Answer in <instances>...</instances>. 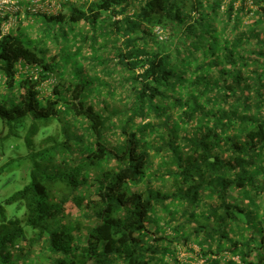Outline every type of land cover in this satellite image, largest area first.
<instances>
[{"label":"trees","instance_id":"trees-1","mask_svg":"<svg viewBox=\"0 0 264 264\" xmlns=\"http://www.w3.org/2000/svg\"><path fill=\"white\" fill-rule=\"evenodd\" d=\"M223 1L76 0L33 14L35 35L0 19V174L14 164L27 180L0 201V264H186L174 253L191 242L214 255L203 264L223 251L264 264V0ZM98 33L124 73L121 106L110 68L77 59ZM63 63L67 80L42 94ZM14 203L22 216L4 212Z\"/></svg>","mask_w":264,"mask_h":264},{"label":"rangeland","instance_id":"rangeland-1","mask_svg":"<svg viewBox=\"0 0 264 264\" xmlns=\"http://www.w3.org/2000/svg\"><path fill=\"white\" fill-rule=\"evenodd\" d=\"M229 1H233V0H224L222 3V10H224L226 3ZM234 4L235 5H239L240 2L239 0H234ZM247 3L250 2V0H246ZM63 12H68V10H65ZM242 20H241V26L245 27L247 23L251 22L254 19V14H252L251 12H249L248 10L246 11V13H244L242 15ZM107 17V16H103ZM106 19V18H105ZM108 26V24H107ZM111 27V26H109ZM77 28H81L84 30L85 34H87V36L91 35V30L87 27V25H84L83 23L79 24V26H77ZM76 28V29H77ZM28 29L30 31V33H32L33 35H35L36 33H39L40 31V24H39V19L33 17V15L30 12H25L23 13V16L20 17V20L15 22L13 25H11L7 30H5L6 32H10V31H20L21 34H23V32ZM109 29V28H108ZM101 32V31H100ZM73 33H69V36L72 35ZM98 43H96V47H94V45H90L88 46V44L85 45L84 48H82V53L79 52V55H77V59L78 62L86 69H90L88 70V72H90L91 74L92 72V65L93 63H90L91 61L95 62V70L98 72L97 75H102V72L105 69V65L107 67H109V76L107 79H109V83H111V85L116 89L115 91V104L118 106H121V104L123 102H125V100H118V97H122L123 95H125V90L116 87V85H119V82L121 81V78L124 76L123 71L121 72L119 70V68H117V66L114 65V61L111 60H107L106 62H104V58H111L113 59V49H112V39L109 36H105V34L103 33L102 35H100V33H98ZM97 34V35H98ZM51 50L52 51H56V47L54 45V41H48ZM91 53L92 55V59L88 58L89 55ZM115 60V58L113 59ZM71 67V63L67 64V63H63L60 73H58V75H54L53 77H51V79H49L48 81H46L42 86H41V90H42V94H51V88L53 87L52 85L57 83L58 81H66L67 77H66V73L68 72V70ZM24 70V73H26V69L20 68V71ZM35 70L33 68H30V70H27V72H29L30 74L33 73ZM125 87H127L125 85ZM91 97V96H90ZM89 97V98H90ZM104 97V96H102ZM111 98H113V96H111ZM108 99V98H106ZM65 121L67 120H71V118L69 116H66ZM66 121V122H67ZM43 122V121H42ZM80 122H83V120H81ZM80 122L76 121L77 124V128L74 129L72 127H70L68 129L69 131H75L76 133H82L84 130L80 127ZM0 128H1V123H0ZM85 128V127H83ZM59 125L55 124L52 122V127H47L45 125H40L39 131H38V135H40V133L42 131H45L46 133L44 135H50V134H55L56 131H59ZM16 149H10L9 151V156H18L19 152L18 151H13ZM6 157H2L0 159V165L5 161ZM13 165L14 164H10L9 168L7 170H5L4 172H2L0 174V201L2 198L9 196L10 194H12L14 191L18 190L19 188H21L24 183L27 181H20V176L19 174L17 175H13ZM25 170H22L20 172V175L23 177ZM153 183H155L158 187H160L163 191H165V184H168V182H166L165 180H154ZM259 202L262 203V205L264 206V197L262 199V197L259 198ZM4 212L8 215V216H22L23 214V209L19 208L17 204H9V205H4ZM68 209L70 211H74V208L72 205H68L67 206ZM180 212V210H178L177 214ZM244 216V220H253V217H251L250 214L248 215H243ZM254 216H257V214H254ZM253 222V221H252ZM193 222L188 223V225H192ZM171 230L167 229V232L170 233ZM242 237V235L234 237L233 239H240ZM243 238V237H242ZM189 246L191 247L192 250H188L186 249V246L183 244H178L176 249H175V253L174 256L177 258V260L181 263H186V264H203L206 262V260L208 259V257L210 258H214V255L210 254L208 256H204L201 251L199 250L198 246L194 243L191 242L189 244ZM224 247V245H223ZM167 253L164 254L163 260H169L170 258H172L171 252L169 251V249H167ZM218 260H220L221 264H224L226 259L230 258L233 259L234 261H238L237 256H231V254L227 251H223L219 256H215Z\"/></svg>","mask_w":264,"mask_h":264},{"label":"built area","instance_id":"built-area-1","mask_svg":"<svg viewBox=\"0 0 264 264\" xmlns=\"http://www.w3.org/2000/svg\"><path fill=\"white\" fill-rule=\"evenodd\" d=\"M76 0H6L0 3V19L2 33H7L11 25L20 20L24 11L35 13H56L67 10L69 3ZM82 1V0H81Z\"/></svg>","mask_w":264,"mask_h":264},{"label":"clouds","instance_id":"clouds-1","mask_svg":"<svg viewBox=\"0 0 264 264\" xmlns=\"http://www.w3.org/2000/svg\"><path fill=\"white\" fill-rule=\"evenodd\" d=\"M6 2V0H0V3Z\"/></svg>","mask_w":264,"mask_h":264}]
</instances>
